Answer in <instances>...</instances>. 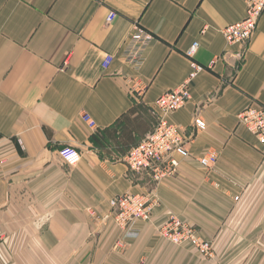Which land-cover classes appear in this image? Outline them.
Masks as SVG:
<instances>
[{"label": "crops", "instance_id": "obj_1", "mask_svg": "<svg viewBox=\"0 0 264 264\" xmlns=\"http://www.w3.org/2000/svg\"><path fill=\"white\" fill-rule=\"evenodd\" d=\"M246 11V0H0V252L40 247L55 264H264V146L238 118L264 106V14L247 43L222 33ZM138 28L153 41L136 70L124 49ZM195 43L203 70L168 116L190 157L156 181L126 157L155 128L158 98L191 74ZM66 146L82 154L75 167L59 155ZM210 152L217 163L204 168ZM126 193L160 202L151 222L131 225L137 238L110 204ZM173 215L213 241L214 261L161 236Z\"/></svg>", "mask_w": 264, "mask_h": 264}, {"label": "built area", "instance_id": "obj_2", "mask_svg": "<svg viewBox=\"0 0 264 264\" xmlns=\"http://www.w3.org/2000/svg\"><path fill=\"white\" fill-rule=\"evenodd\" d=\"M246 17L239 23L232 24L223 29L222 33L229 43H247L257 31L258 24L264 14V0H246ZM118 14L110 12L107 22L112 23ZM153 41V36L142 28L126 42L124 56L130 60L134 68L139 70L143 64V52ZM199 43L193 44L188 50L187 57L192 60V72L187 80L173 91L163 94L155 103L157 124L148 133L141 143L132 148L126 163L130 170L135 173L150 171L154 174L156 181L166 178H174L178 174L181 159L190 157L188 148L189 141L182 135L181 129L173 124L168 116L181 110L190 99V85L197 78L203 67L195 61V54ZM112 55H106L103 67L109 68L113 62ZM239 122L252 134L261 146H264V106H252L238 115ZM82 120L91 130L98 128L96 121L91 115L84 113ZM196 126L205 128L202 120L196 121ZM61 159L70 167L77 166L82 160V154L73 147H63L59 151ZM218 160L215 152L199 159L204 168L213 167ZM238 200V198H236ZM159 200L154 194H132L126 193L111 200L116 224L125 232V238H137L139 233L131 228L137 221L151 222L153 212L159 206ZM161 236L169 243L176 246L191 245L202 258L209 261L216 259L213 241L203 239L198 231L179 217L173 215L159 228Z\"/></svg>", "mask_w": 264, "mask_h": 264}, {"label": "rangeland", "instance_id": "obj_3", "mask_svg": "<svg viewBox=\"0 0 264 264\" xmlns=\"http://www.w3.org/2000/svg\"><path fill=\"white\" fill-rule=\"evenodd\" d=\"M138 121L140 120V125H144L145 119H141L138 117ZM137 122V120H135ZM149 124L152 122L151 119L148 120ZM38 252L30 253V252H0V264H54L57 262L51 253L45 252L42 248L38 247ZM64 255V254H63ZM66 258H69V255H66ZM62 258H59V261ZM69 260V259H68Z\"/></svg>", "mask_w": 264, "mask_h": 264}]
</instances>
